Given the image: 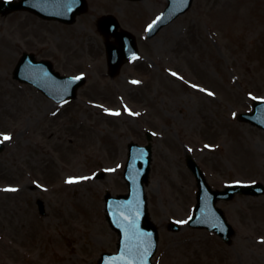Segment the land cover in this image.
Returning <instances> with one entry per match:
<instances>
[{
  "label": "rangeland",
  "instance_id": "rangeland-1",
  "mask_svg": "<svg viewBox=\"0 0 264 264\" xmlns=\"http://www.w3.org/2000/svg\"><path fill=\"white\" fill-rule=\"evenodd\" d=\"M88 1L73 24L0 14V264H97L116 251L103 196L128 191L127 145L145 144L148 129L156 264H264V194L218 202L236 228L231 244L207 229L167 227L193 212L188 152L214 188L264 182V130L238 119L264 99V0H194L152 39L146 31L167 0ZM106 13L136 33L141 50L114 77L96 25ZM26 51L64 75L85 74L77 98L56 103L15 79Z\"/></svg>",
  "mask_w": 264,
  "mask_h": 264
},
{
  "label": "water",
  "instance_id": "water-1",
  "mask_svg": "<svg viewBox=\"0 0 264 264\" xmlns=\"http://www.w3.org/2000/svg\"><path fill=\"white\" fill-rule=\"evenodd\" d=\"M191 2L192 0H171L166 11L154 25L153 30L157 31L163 24L186 10L191 5ZM16 9H29L44 18L72 23L76 20L78 14L87 9V1H0V12L6 14ZM98 22L103 33H110L117 37L120 43L116 44V46L121 48L120 52L124 51V48H127L126 46L130 47V49H136L133 37L123 30L116 29L119 23L113 16H103ZM106 26H113L114 28L107 29ZM116 55L115 46L109 45L108 59L114 69L112 74L115 73V69L120 64V62H115L117 60V58L115 59ZM15 77L36 85L56 101L76 97L77 88L85 81L84 77L61 76L53 70V65L50 61H37L32 53H24L16 67ZM241 118L264 128V102H256L254 111L241 115ZM3 148L4 144L0 143V151ZM151 161V145L139 146L133 142L129 144V159L125 176L129 183L130 192L117 197L107 192L105 196L107 219L112 228L120 235L119 252L117 254L104 253L99 261L100 264H153L151 258L156 252L158 230L156 225L150 220L144 192V183H148ZM188 164L197 175L201 189L198 196L199 203L196 208V214L192 218L191 223L208 226L225 237L230 236L232 232L227 231L229 225L224 219L222 210L215 206L216 200L221 197H227L229 193H232V196L236 190L244 193H255V191L259 190L257 188L258 185L249 187L237 186L236 188H228L223 192H217L211 190L200 167L191 156H188Z\"/></svg>",
  "mask_w": 264,
  "mask_h": 264
}]
</instances>
